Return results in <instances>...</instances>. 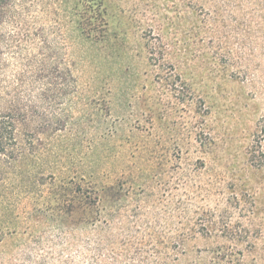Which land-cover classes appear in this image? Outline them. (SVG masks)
<instances>
[{
  "label": "rangeland",
  "instance_id": "374dc122",
  "mask_svg": "<svg viewBox=\"0 0 264 264\" xmlns=\"http://www.w3.org/2000/svg\"><path fill=\"white\" fill-rule=\"evenodd\" d=\"M107 1L117 33L108 46L75 27V0L0 7V97L19 92L36 109L30 128L50 134L41 156L0 162V264H206L216 240L244 238L264 256V11L248 22L245 83L205 47L181 46L193 37L180 0ZM154 22L166 25L168 54L190 58L161 65L164 76L147 59ZM200 126L210 132L204 164L179 149ZM92 171L114 188L88 221H61L51 193L71 189L69 176L86 186ZM216 216L226 230L187 231Z\"/></svg>",
  "mask_w": 264,
  "mask_h": 264
},
{
  "label": "trees",
  "instance_id": "16d2710c",
  "mask_svg": "<svg viewBox=\"0 0 264 264\" xmlns=\"http://www.w3.org/2000/svg\"><path fill=\"white\" fill-rule=\"evenodd\" d=\"M4 3L6 0H0L1 8ZM180 3L177 18L184 20L182 22L186 30L193 37V40L183 39L181 46L186 49L197 43L205 47L208 53L211 52L210 57L217 64L224 65L230 71L231 78H241L245 83H252L253 70L249 63L247 47L248 22L250 17L264 11V0H180ZM108 9L107 0H75L73 8L75 27L91 42L108 46L111 40L117 37V33H113V19ZM165 28L166 25L154 22L148 29L150 34L145 43L147 59L154 64L160 76L163 75L161 65L170 63L177 69L180 64L183 66L190 59L184 54V58L181 56L179 61L168 54L170 43L167 41ZM15 46L12 41L9 48ZM181 73L175 74L181 76ZM181 77L185 75L182 74ZM35 115L34 105L24 102L19 92L12 90L7 98L0 97V162L16 164L29 157H39L43 154L37 149L38 142L50 134L49 130L30 128V124L36 119ZM21 127L26 129L22 133ZM112 135L114 134L111 132L106 134ZM209 135L207 126L189 130L186 137L188 141L183 142L179 149H183L185 153L198 154L204 164L209 154ZM176 143L181 144L177 141ZM192 147L194 151H191ZM252 147L251 162L254 166H261V162H258L260 160H254L255 149ZM74 178L76 176L65 178L68 183L73 184L71 189L60 187L57 192L51 193L55 210H58V218L61 221L68 219L73 222L88 221L91 219L92 208L103 205L106 190L114 188L115 183L103 182L100 175H96V172L94 174L93 171L89 174L86 186L80 182L84 180V176L79 177L78 181H74ZM218 218V216L215 220L201 218L200 221L197 218L193 226H188L187 231H193L195 235L203 237L210 236L213 232L218 233L223 227L220 220L216 221ZM223 229L226 230L225 227ZM188 232L186 234L189 235ZM227 241L216 240V244L208 248L211 256L206 264H264V256L255 252L251 254L249 250V246L257 249L256 239H237L226 245Z\"/></svg>",
  "mask_w": 264,
  "mask_h": 264
}]
</instances>
